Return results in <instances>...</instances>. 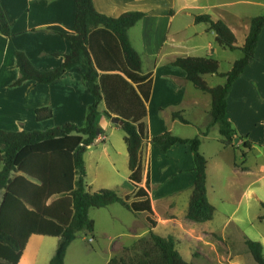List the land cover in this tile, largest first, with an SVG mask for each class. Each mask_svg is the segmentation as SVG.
<instances>
[{
  "label": "crops",
  "instance_id": "0c3cea01",
  "mask_svg": "<svg viewBox=\"0 0 264 264\" xmlns=\"http://www.w3.org/2000/svg\"><path fill=\"white\" fill-rule=\"evenodd\" d=\"M93 2L96 10L109 18L117 19L131 12L146 14L129 29L128 37L142 60V76L147 77V82L151 83L146 104L147 115L144 119L149 131V141L142 149L145 168L143 182L135 187L129 181L131 172L128 151H125L126 133L122 136L125 146L113 142L115 135L123 130L122 125L114 122V118L118 116L106 114V104L102 101L99 106L101 116L98 137L84 155L86 183L92 192L112 189L121 197L132 194L138 188L145 189L150 196L153 219L157 226L152 228L148 224L147 213H133V220L126 231L114 233L104 228L105 226L100 229L98 220L102 223L105 219H101L106 218L109 212L124 216L117 208V205L123 206L113 204L101 209L91 208L89 217L95 222V229L92 235L85 233L80 240L83 247L87 248V244H104L101 252L104 254V264H108L122 254L124 249L148 237L151 231H160L162 237H174L177 248V240L183 235L187 240L190 239L187 244L194 246V259L200 261V264L253 263L250 258L252 255L245 244L248 237L240 228L236 226L237 232L228 234V223L223 224L222 229L213 224L219 210L212 199L215 189L211 185V178L215 170L221 171L223 160L212 163V159L203 151L206 142L211 141V131L218 126H210L212 97L196 89L187 80L186 72L172 63L184 57L214 59L220 63L219 75L208 74L202 77L211 88L225 85L226 79L221 75L226 73L221 72L218 56L220 51H236L220 46L215 32L210 30V24L196 23V18L208 15L215 21L225 22L236 36L237 48L241 49L249 34L251 20L264 15V0ZM0 4L12 29L10 38L0 32V130L33 132L47 131L68 123L83 125L94 98L83 80L82 67H75L51 84H39L29 80L22 85H16L21 77L17 51L23 52L31 63L43 72L59 68L65 61L64 56L71 53V42L64 35L74 34L75 0H0ZM189 27L193 28L191 34L186 33ZM237 60H231V69ZM103 74L105 73L100 71V75ZM41 109H51L53 117L39 121L36 112ZM176 113L188 123L175 119L173 115ZM227 116L236 132L235 142L228 145L224 143L222 136L216 139L219 145L216 157L230 153L233 158L230 163L233 186L242 190L241 198L237 201L238 207L232 216L237 214L244 202L247 207L254 202L264 211V29L260 35L254 63L248 66L233 84L228 96ZM185 127H191L193 131L188 132ZM166 132L186 140L200 138V151L208 161V199L216 208L212 221L195 223L187 219L196 179L193 153L189 145H175L167 153H163L159 145L150 142L152 138ZM246 142L252 144V149L245 151L246 158L243 157L245 160L240 165L236 162L234 153H242ZM97 152L99 158L96 162L93 161L90 171L88 156ZM253 154L261 157L250 159ZM147 172L150 179L149 188L146 187ZM123 179L127 181V186H124ZM234 197L235 195L233 199H236ZM262 217L264 214L259 217V221L264 223V220H260ZM110 224L112 228H117L121 225V220L112 216ZM193 231L195 233H192ZM33 237L30 238L19 264H50L56 253L58 240L49 239L52 237L43 239L39 236L42 237L41 242L31 247ZM123 238H131L134 241L126 245L122 242ZM257 239L256 242L261 243L264 248V234ZM77 241L78 239L70 245L65 264L68 263L71 249L78 247L81 250L79 244L75 245ZM241 246L243 249H240ZM92 249L97 252L95 248ZM178 251L180 252V249ZM180 254L182 255L181 252Z\"/></svg>",
  "mask_w": 264,
  "mask_h": 264
},
{
  "label": "trees",
  "instance_id": "16d2710c",
  "mask_svg": "<svg viewBox=\"0 0 264 264\" xmlns=\"http://www.w3.org/2000/svg\"><path fill=\"white\" fill-rule=\"evenodd\" d=\"M74 34L64 35L71 42V53L64 56V63L56 70H38L20 51L16 52L21 77L16 85L34 80L51 84L75 67L84 69L83 80L94 98L83 125L68 123L47 131L8 132L0 130V264H19L31 237L42 236L58 239L56 253L50 264H65L70 245L82 232L93 234L95 222L90 219L91 208H106L120 204L129 211L147 213L148 224L155 228L154 211L150 196L143 188L121 197L117 191L103 189L92 192L86 183L84 155L99 133L102 101L106 114L118 116L123 121L125 143L129 155L130 183L138 187L143 182L144 166L142 149L149 141L148 127L144 122L146 104L151 89L148 78L142 76V60L132 47L128 31L146 14L131 12L114 19L100 14L93 0H75ZM210 24L218 44L231 51L237 50V39L223 21L210 16H199L196 23ZM264 29V15L251 20L250 31L244 46L243 57L232 69L221 75L223 86L211 88L203 75H219L220 63L211 58L184 57L172 64L184 70L187 80L194 87L212 97L210 126H219V133L226 144H234L235 130L227 116L228 96L233 84L252 65ZM0 32L10 38L11 26L0 4ZM100 71L105 74L100 75ZM37 119H51V109L37 110ZM187 124L180 114L173 115ZM167 153L175 145H189L192 149L196 179L190 198L187 219L207 223L214 219L216 208L208 199V161L201 153V140L181 139L166 132L150 140ZM252 149L243 145L242 155ZM149 172L146 187L149 188ZM264 208V204H262ZM264 220V217L260 218ZM254 261L264 264V248L259 242L245 239ZM124 256H117L108 264H190L180 254L176 239L162 237L153 231L148 237L124 249Z\"/></svg>",
  "mask_w": 264,
  "mask_h": 264
},
{
  "label": "rangeland",
  "instance_id": "374dc122",
  "mask_svg": "<svg viewBox=\"0 0 264 264\" xmlns=\"http://www.w3.org/2000/svg\"><path fill=\"white\" fill-rule=\"evenodd\" d=\"M193 32V28L189 27L186 30L187 34H191ZM236 53H231L227 52L225 53L224 51H220L219 54V59L221 61V72L227 73L231 69V60L233 58L240 59L243 57V52L241 49L235 50ZM188 132L193 131L191 127H185ZM219 126L216 127L215 130L211 131V141H207L205 146L203 147V151L206 153L210 159H212V163L214 161H219L223 160V164L221 166V171L218 172L217 170L214 171L213 169V175L211 178V185L215 189V193L213 195V201L218 207L219 213L216 216V219L214 220V225L216 227L220 226V229L223 228V224L228 223V228L226 233L234 234L237 232L236 226L241 229L245 233V236L248 237L249 239L253 241H258V237L261 234H264V223H261L259 221V217L264 214V211H262V208H260L258 205H256L254 202H252L250 207H247L245 202L244 205L241 206L239 211L235 216H232V214L235 212L236 208L238 207V199L240 200L241 195H242V190L241 188L238 189L237 186H233V180H232V173L230 172V163L232 162V157L230 156V153L228 154H223L217 155V152L219 150V145L216 141L218 138H222L219 131ZM122 136H125L124 131H120V133H117L115 137L113 138V142H119L125 146L124 140L122 141ZM125 151H127L125 149ZM248 153V152H247ZM235 160L237 163L240 165L242 162L245 160L242 156V153L240 152H235L234 153ZM261 155L258 154H253L250 155V159H255V158H260ZM98 152L95 153L93 156H88V166L90 171H92V163L93 161L96 162L98 160ZM217 158V159H216ZM126 169L128 168V158L126 157ZM94 169V168H93ZM124 183V186H127V181L124 179L122 180ZM241 187V186H240ZM185 194V193H184ZM186 195V194H185ZM236 196L233 199V196ZM117 208L121 210L124 213V216H118V214H115L113 212H109L106 215V218L103 217L101 220H104L102 223H100V220H98L99 223V228L101 229L102 226H105L109 231H113L114 233H122L121 231H126L128 228L130 222L133 220V212L127 211L125 208L117 205ZM112 216H115L117 219L121 220V225L117 228H112L110 224V220H112ZM236 217V218H235ZM121 229V230H120ZM160 231H157L156 234L161 235ZM192 233H195L193 231ZM85 235V232H82L78 235L77 239L78 241L75 243L79 244V247H74L71 249L68 257V263L67 264H104V254L101 252L104 249V244L100 246H96L95 244H90L86 245L88 246L87 248L83 247V243L80 242V240L83 238ZM89 235V234H88ZM188 235V234H187ZM189 237H192L189 235ZM184 235L182 236L181 239H178L177 242L179 243L178 249H180V252L185 260H187L190 264H200V261L194 259V253H195V248L194 246L187 244L188 240L186 239ZM42 237L39 236H34L32 241H31V247L34 246L35 244H38L41 242ZM45 239V237H43ZM53 240H58L56 238H49ZM192 240L194 238H191ZM133 239L131 238H123L122 242L125 243L126 245H130L129 243H133ZM194 245V244H193ZM133 246V245H132ZM131 247V246H130ZM129 247V248H130ZM92 248H95L97 252L95 253ZM245 248V247H244ZM30 249V248H29ZM240 249H243L242 246ZM247 250V249H245ZM125 253L124 251L122 254L118 255L119 257L124 256ZM251 255H249L250 257ZM252 262L251 264H257L252 257H250ZM215 264H226L225 262H216ZM247 264V263H244Z\"/></svg>",
  "mask_w": 264,
  "mask_h": 264
},
{
  "label": "water",
  "instance_id": "95a60500",
  "mask_svg": "<svg viewBox=\"0 0 264 264\" xmlns=\"http://www.w3.org/2000/svg\"><path fill=\"white\" fill-rule=\"evenodd\" d=\"M114 122H118L119 124L123 125V121L116 117L114 118Z\"/></svg>",
  "mask_w": 264,
  "mask_h": 264
}]
</instances>
